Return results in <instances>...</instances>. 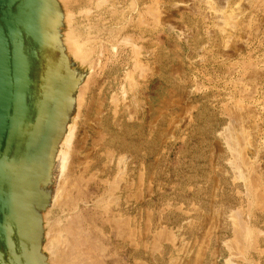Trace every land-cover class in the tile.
Wrapping results in <instances>:
<instances>
[{
    "label": "rangeland",
    "instance_id": "1",
    "mask_svg": "<svg viewBox=\"0 0 264 264\" xmlns=\"http://www.w3.org/2000/svg\"><path fill=\"white\" fill-rule=\"evenodd\" d=\"M211 1L242 9L232 35L204 0L64 8L92 53L44 224L66 254L83 219L73 264H264V0Z\"/></svg>",
    "mask_w": 264,
    "mask_h": 264
},
{
    "label": "water",
    "instance_id": "2",
    "mask_svg": "<svg viewBox=\"0 0 264 264\" xmlns=\"http://www.w3.org/2000/svg\"><path fill=\"white\" fill-rule=\"evenodd\" d=\"M64 16L59 0H0V264H50L55 160L88 75Z\"/></svg>",
    "mask_w": 264,
    "mask_h": 264
},
{
    "label": "bare ground",
    "instance_id": "3",
    "mask_svg": "<svg viewBox=\"0 0 264 264\" xmlns=\"http://www.w3.org/2000/svg\"><path fill=\"white\" fill-rule=\"evenodd\" d=\"M66 0H64V3H62V0H59V2L61 3L63 10L67 7V13L71 11H73L74 7V2H76V0L71 1L67 4V2H65ZM78 1V0H77ZM80 1V0H79ZM82 1V0H81ZM92 1V0H91ZM196 1V0H195ZM88 2V1H87ZM86 2V3H87ZM202 3V2H201ZM223 3V2H221ZM246 3V2H245ZM92 4V3H91ZM241 4V3H240ZM204 5L207 6V9L211 10L212 14L214 15V18L218 24V27L221 29V31H223V33L225 32L226 34H231L234 32L235 29V23L236 21L242 16V9L241 8H235L233 11H231L230 13L226 12V8H222V7H215L212 4L211 0H204ZM87 6V5H85ZM240 6V5H239ZM243 6V5H242ZM228 7V6H227ZM235 7V6H234ZM247 7V6H246ZM91 8V7H90ZM79 14H83V13H88L89 10L85 11L87 8H82V9H78ZM91 10V9H90ZM232 10V9H231ZM77 11V12H78ZM228 11V10H227ZM210 12V11H209ZM246 13V12H245ZM70 14V13H69ZM77 14V13H76ZM71 15V14H70ZM84 15V14H83ZM76 17V15H74ZM80 16V15H79ZM78 16V17H79ZM72 16L69 17L68 20V14H65V27L63 30V40H64V44L69 52V54L72 55L73 58L78 59L81 64H86L89 58V55L92 53V51L88 50L86 48V42L81 38L80 33L78 34L74 29L69 28L71 26V21L70 18ZM80 18V17H79ZM213 18V19H214ZM77 19V18H76ZM76 22V21H75ZM75 24V23H74ZM72 23V25H74ZM76 25V24H75ZM240 25V24H239ZM217 27V26H216ZM77 30V29H76ZM85 30V29H84ZM79 31V30H77ZM82 30H80L81 32ZM86 32V31H85ZM224 33V34H225ZM82 34V33H81ZM85 34V33H83ZM233 37V36H232ZM86 38V37H84ZM230 38V37H229ZM89 45V44H88ZM93 49V48H91ZM80 66V65H79ZM84 66V65H83ZM91 71V70H90ZM244 92V91H243ZM79 93V92H78ZM79 95L77 96V100H78ZM78 105V104H77ZM240 108V107H239ZM238 108V109H239ZM241 110V109H240ZM239 111V110H238ZM245 111V110H244ZM242 112V111H239ZM235 121V120H234ZM246 121V120H245ZM240 122V121H239ZM238 122V123H239ZM240 124V123H239ZM241 126V125H239ZM243 126V125H242ZM231 128V127H230ZM234 129V127H232ZM227 129V128H226ZM239 129V128H238ZM243 129V128H242ZM230 131L226 130L227 134L226 138H227V143L230 145L231 149L235 152H233L234 154L238 155L240 153L237 154V149H238V145L240 140V136H238V134L236 135L235 132H233L231 129H229ZM241 130V128H240ZM74 127L73 126H69L67 129V132L64 136V139L59 147V151L58 154L56 156V164H55V169H54V180L55 182H57L58 184H56V189L53 191L52 194V199H50V207L48 208V210L46 211L45 214H47L49 212V209H51V206L53 204H55L56 200L59 198V194L60 191H62L60 189V185H59V180L61 179V177L63 176V172L66 169L67 165L69 164V159H70V153L69 150L72 144V140L74 137ZM245 132L243 131L242 134H244ZM241 134V135H242ZM225 138V139H226ZM229 147V146H227ZM241 147V146H240ZM231 151V150H230ZM233 154V155H234ZM240 155V154H239ZM238 157V156H237ZM236 157V158H237ZM249 161V160H248ZM233 164V163H232ZM239 164V162H238ZM237 165V164H235ZM240 166V165H239ZM238 166V168H239ZM66 171V170H65ZM238 171V170H237ZM239 172V171H238ZM69 175V174H68ZM67 177V176H66ZM63 178V177H62ZM62 180V179H61ZM66 180V178H65ZM64 180V182H65ZM63 182V183H64ZM61 183V182H60ZM62 183V184H63ZM61 199V196H60ZM86 204V202H85ZM56 205V204H55ZM59 205V204H58ZM73 213V212H72ZM48 217V216H47ZM83 219H81L79 216L75 217V221H74V225H73V234L74 236V242L72 243V248L70 249V252L66 254L59 252V246L57 243H54L53 245H51L49 243V241H46L43 245V249L44 252L46 253V255L49 254L48 259H49V263L50 264H73L74 263V259L76 257V255H80L82 254V252L85 254L87 252H85V250L89 249V251L93 252V247L91 245H87V242L89 241L90 234H87L86 229H84L83 225ZM45 223V222H44ZM116 225V224H115ZM120 227V226H119ZM238 227V226H237ZM116 228V227H115ZM118 228V227H117ZM120 229V228H119ZM122 229V228H121ZM54 234V233H53ZM55 237V236H54ZM47 238V237H46ZM56 239V238H55ZM52 242V241H51ZM56 242V241H55ZM92 245L94 244L93 242L91 243ZM59 249V250H58ZM97 251V250H96ZM100 253V252H99ZM79 258V256H78ZM83 259V258H81ZM97 260V258H95ZM98 261V260H97ZM79 264V262H78ZM95 264V263H94Z\"/></svg>",
    "mask_w": 264,
    "mask_h": 264
}]
</instances>
